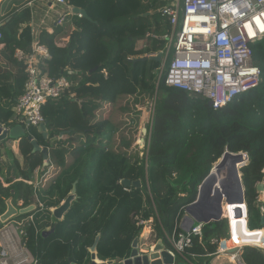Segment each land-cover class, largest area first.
Returning <instances> with one entry per match:
<instances>
[{
  "label": "trees",
  "instance_id": "trees-1",
  "mask_svg": "<svg viewBox=\"0 0 264 264\" xmlns=\"http://www.w3.org/2000/svg\"><path fill=\"white\" fill-rule=\"evenodd\" d=\"M34 0H0V124L16 127L13 108L23 94L26 75L13 58L16 49L33 43ZM86 10L89 18L66 15L54 34L41 33L50 58L42 62L51 78L67 77L71 88L43 109L48 139L33 126L18 140L17 152L0 143V216L11 200L16 208H33L14 220L33 217L26 226L31 254L39 264H92L91 248L100 262L130 257L132 244L152 221V242L176 238L187 208L196 202L199 188L226 153L247 154L241 169L248 211L246 219L231 221L232 242L257 246L264 237V204L257 190L264 181V38L251 44L254 64L260 68L259 86L227 106L215 110L209 100L191 96L166 84L171 49L161 78L152 70L160 61L173 29L162 17V0H67ZM66 11V10H65ZM70 38L65 47L58 43ZM165 53V52H164ZM148 58V59H146ZM153 124L144 149L137 144L144 129L146 108ZM63 137L51 146L50 141ZM47 149L36 152L32 142ZM67 143L73 144L68 148ZM46 166L37 191L24 181L35 179ZM21 179V181H19ZM124 180L141 181V188L125 187ZM76 200L57 222L52 210L73 192ZM54 232L44 238L47 229ZM262 231V232H261ZM230 239L229 222L207 225L193 237L184 264H212L222 240ZM234 241V242H233ZM240 241V242H237ZM245 264H264L254 247L242 250Z\"/></svg>",
  "mask_w": 264,
  "mask_h": 264
},
{
  "label": "built area",
  "instance_id": "built-area-1",
  "mask_svg": "<svg viewBox=\"0 0 264 264\" xmlns=\"http://www.w3.org/2000/svg\"><path fill=\"white\" fill-rule=\"evenodd\" d=\"M162 1L164 7L161 15L173 29L172 34L164 36L167 48L162 53L166 64L171 49H174L166 78L168 86L209 100L215 110L259 86L262 73L253 62L251 44L264 38V0ZM34 5L35 0L28 7ZM59 7H65L66 11L59 10ZM74 8L67 0H53L46 17L49 18L55 9V26H60L66 15L82 18L81 14H73ZM36 30L39 35L43 31L53 33L43 28ZM69 40L58 44V47H65ZM49 58L48 47L38 41L33 44L31 53L22 50L15 53L14 59L17 64L24 66L27 78L23 94L13 109L16 126L39 129L46 125L43 109L58 100L72 86L67 77L54 79L43 72L42 62ZM164 67L152 70L153 75L161 78ZM3 130L9 129L3 127ZM38 184L39 181H36V186ZM259 200L264 204V193H260ZM237 214L246 219V207L241 209L238 206ZM26 226H34L32 217L12 220L0 227V264H39L26 245ZM206 226L195 223L190 231L182 230L176 238L168 239L169 251L176 257L184 258L186 249L193 244V237L202 236ZM229 227L232 237L231 221ZM245 247L264 249L251 245L230 249L219 246L215 257H226L229 264H245L242 259ZM234 249L236 252H231Z\"/></svg>",
  "mask_w": 264,
  "mask_h": 264
},
{
  "label": "water",
  "instance_id": "water-1",
  "mask_svg": "<svg viewBox=\"0 0 264 264\" xmlns=\"http://www.w3.org/2000/svg\"><path fill=\"white\" fill-rule=\"evenodd\" d=\"M73 13L81 14L85 19L91 20L83 9L74 8ZM159 13H162V11H159ZM152 59L160 61L162 55L160 54L156 57H152ZM210 105L212 106V104ZM39 131L42 133L44 139H48L46 125L40 126ZM146 132L147 130L144 129L143 133L146 134ZM24 136H26V129L23 126H16L9 131H3L0 124V143L7 140H14L17 146L18 140ZM62 137L63 135L60 136V138ZM32 143L36 152H42L44 156L47 157V149H42L35 141ZM247 162L248 155L243 153L232 154L226 152L222 156L216 163L211 174L200 186L196 202L187 208L186 216L181 224L183 231H190L195 223L210 225L227 219V217L224 216V201L227 203L235 202L239 207H246L245 188L241 169ZM122 185L127 188H141V181L131 182L129 180H124ZM257 190L259 193H264V184H258ZM75 200L76 185L74 186L72 194L58 208L52 210L53 218L57 222L62 221ZM32 209L33 208L17 209L12 204L11 200L7 201V210L0 216V227L19 214L28 213ZM261 224L264 225V218H262ZM53 232L54 229L45 230L42 236L48 238ZM139 240L140 239L137 238L133 242L132 251L128 259L121 262H99L96 255V249L100 241V237H98L94 246L91 248L92 264H184L179 262L178 258L169 251L163 240L157 241L149 253H140ZM257 249L264 255V249ZM231 252L235 253L236 250L234 249Z\"/></svg>",
  "mask_w": 264,
  "mask_h": 264
},
{
  "label": "rangeland",
  "instance_id": "rangeland-1",
  "mask_svg": "<svg viewBox=\"0 0 264 264\" xmlns=\"http://www.w3.org/2000/svg\"><path fill=\"white\" fill-rule=\"evenodd\" d=\"M43 29H46V30L52 32L51 31L52 29L50 27L46 26V25L43 27ZM164 52H166V50H164ZM154 54L158 56V55L161 54V51L155 52ZM164 65H165V62H164V59H163V63L161 65V67H164ZM164 69L166 70V66L164 67ZM145 112H146V117L144 118L142 125H143L144 129H147V128L150 129L152 127V124H153V114H152L153 112H152V110H150V106H147ZM57 141L58 140L56 138L52 139L50 141L51 146L52 147L56 146ZM137 144L139 145L140 149H142V150L144 149V146H145V134L143 133V131H142V134L140 135V139H139ZM65 146L68 147V148H71V147H73V144L67 143ZM9 147L13 151L17 152L16 144L10 145ZM224 204H225V201H224ZM242 208H244V207H241V209ZM237 209H238V207H236V206H230V207L226 206L224 215L227 216L229 224H230V220H229V216L228 215H232V217H234V221L237 220V218H238ZM244 214H245V212H243V215ZM235 229H236V232H238L241 235V237H243V239H244V243H239V245L242 246V245H246V244L250 243L251 239L248 238V237H244L242 235V233L240 232L238 226H235ZM152 232H153L152 221H150L149 223L145 224V229H144L142 235L140 236V240H139V249L140 250H144V252H149V251H151L153 246L156 244V243L154 244L152 242V236H151ZM237 242H240V241H237ZM229 244H232V243H227L226 245H229ZM212 264H228V261H227L226 257H219V258L214 257V259L212 260Z\"/></svg>",
  "mask_w": 264,
  "mask_h": 264
},
{
  "label": "crops",
  "instance_id": "crops-1",
  "mask_svg": "<svg viewBox=\"0 0 264 264\" xmlns=\"http://www.w3.org/2000/svg\"><path fill=\"white\" fill-rule=\"evenodd\" d=\"M52 1L53 0H35V5L32 6V15H33V22L31 23V27H32V34H33V43L31 45V48L26 51L24 49H16L13 53V58L15 56V53L17 50H22L24 51L25 53H31L32 51V46L35 42H39L41 43L40 41V36H41V33L39 35V33H37L38 30H36L37 28L38 29H42L45 25H47L48 27H50L52 30L51 31H55V29L58 27V26H55V18L57 16L56 12H55V9L53 10V12L51 11L50 13V16L49 18L46 17V13L49 8V6L52 4ZM59 10H66L65 7H59L58 8ZM82 9V8H81ZM86 11V10H85ZM87 13V12H86ZM88 15V14H87ZM36 30V31H35ZM35 31V32H34ZM34 32V33H33ZM51 34V33H50ZM5 45L4 44H1L0 45V52L4 49ZM15 60V59H14ZM17 64V62H16ZM18 67H21L23 70H24V66L22 65H19L17 64ZM24 74H25V71H24ZM17 102V101H16ZM14 109V108H13ZM3 127V126H2ZM16 148H18V145L16 146ZM40 179H43L41 176L38 175V178L37 180H40ZM22 202H20L19 204H21ZM182 229V228H181ZM152 234V233H151ZM238 244V243H237ZM236 244V245H237ZM235 246L234 243L233 244H229L227 246ZM150 252V251H149ZM149 252H144V250H140V253H149ZM229 264V263H228Z\"/></svg>",
  "mask_w": 264,
  "mask_h": 264
},
{
  "label": "clouds",
  "instance_id": "clouds-1",
  "mask_svg": "<svg viewBox=\"0 0 264 264\" xmlns=\"http://www.w3.org/2000/svg\"><path fill=\"white\" fill-rule=\"evenodd\" d=\"M75 8H78V7H75ZM81 9V8H80ZM74 14V13H73ZM75 15H78V14H75ZM74 16V15H73ZM82 18H84L83 16H82ZM43 32H47V31H43ZM42 32V33H43ZM55 32V31H54ZM54 32L52 33V34H54ZM47 33H49V32H47ZM50 34V33H49ZM67 39H69V38H67ZM66 39V40H67ZM65 41V40H64ZM63 41V42H64ZM62 43V42H61ZM68 43V42H67ZM67 43H65V44H67ZM58 44H60V43H58ZM44 45V44H43ZM61 48H63V47H61ZM164 53V52H163ZM161 55H162V59H164V56H163V54L161 53ZM157 55H154L153 57H156ZM161 59V60H162ZM164 62H165V60H164ZM166 65V64H165ZM165 71V70H164ZM175 88V87H174ZM177 89V88H176ZM25 128V127H24ZM2 129H3V127H2ZM12 129V128H11ZM11 129H9V130H11ZM26 129V128H25ZM8 130V131H9ZM39 130V129H38ZM4 131V130H3ZM146 135V134H145ZM49 137V136H48ZM57 140H60L61 138L59 137V138H56ZM15 144V143H14ZM43 149V148H42ZM46 166H51V164H49V160H46L45 161V166L43 167V168H41V169H38L37 170V172H36V174H35V179L34 180H31V181H24L25 183H27V184H29L28 182H31L32 184H29V185H32L33 187H34V190L35 191H37V189L40 187V185L42 184V182H43V179H40V180H37V178H38V175L39 176H41L42 178L44 177V174H42V172L44 173H49V171H45V167ZM19 181H21V179L19 180ZM36 181H39V184H38V186H36ZM260 184V183H259ZM262 184H264V181L262 182ZM22 205H23V203H21V204H19V207L21 208L22 207ZM20 208H17V209H20ZM56 209V208H55ZM26 214V213H25ZM23 215V214H22ZM247 215H248V211H247ZM20 216V214L18 215V216H16V217H14L13 219H11L10 221H12V220H14L15 218H17V217H19ZM248 217V216H247ZM29 218H31V217H29ZM29 218H25V219H29ZM33 218V217H32ZM225 220H228V219H225ZM47 230H50V228L49 229H47ZM229 231H230V227H229ZM262 232V231H261ZM167 247H168V245H167ZM177 258H179V257H177ZM179 261V260H178ZM100 262V261H99ZM182 263V262H181Z\"/></svg>",
  "mask_w": 264,
  "mask_h": 264
},
{
  "label": "bare ground",
  "instance_id": "bare-ground-1",
  "mask_svg": "<svg viewBox=\"0 0 264 264\" xmlns=\"http://www.w3.org/2000/svg\"><path fill=\"white\" fill-rule=\"evenodd\" d=\"M226 206H227V207H230V206H236V207H238L237 204H236L235 202L227 203V202L225 201V204H224V206H223V207H224V212H225V208H226ZM242 209H244V208H242ZM224 216H226V215H224ZM226 217H227V216H226ZM263 232H264V231H263ZM230 242H232V237H230L229 240H223V241H221L220 247L230 249L231 247L241 246V245H239V243H238L237 245H235V246H231V245H230V246H227L226 244H227V243H230ZM246 245H249V243L246 244ZM242 246H244V245H242ZM258 247H264V237L262 238L261 242L258 244Z\"/></svg>",
  "mask_w": 264,
  "mask_h": 264
}]
</instances>
